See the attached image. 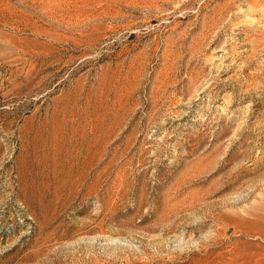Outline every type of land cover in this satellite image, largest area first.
Returning a JSON list of instances; mask_svg holds the SVG:
<instances>
[{"label": "rangeland", "instance_id": "374dc122", "mask_svg": "<svg viewBox=\"0 0 264 264\" xmlns=\"http://www.w3.org/2000/svg\"><path fill=\"white\" fill-rule=\"evenodd\" d=\"M0 264H264V0H0Z\"/></svg>", "mask_w": 264, "mask_h": 264}]
</instances>
